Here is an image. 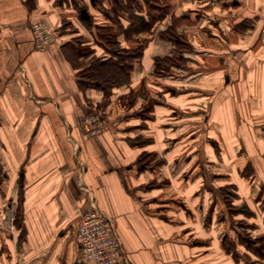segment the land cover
<instances>
[{"label": "crops", "instance_id": "1", "mask_svg": "<svg viewBox=\"0 0 264 264\" xmlns=\"http://www.w3.org/2000/svg\"><path fill=\"white\" fill-rule=\"evenodd\" d=\"M133 1L0 0V264H77L95 207L123 264H264V0Z\"/></svg>", "mask_w": 264, "mask_h": 264}, {"label": "built area", "instance_id": "2", "mask_svg": "<svg viewBox=\"0 0 264 264\" xmlns=\"http://www.w3.org/2000/svg\"><path fill=\"white\" fill-rule=\"evenodd\" d=\"M32 32L36 46L49 49L57 39V34L44 20L32 23ZM104 110L97 108L80 118L83 134L95 136L105 132L109 124ZM77 264H120L124 260L123 243L116 231L112 218L100 207L85 212L77 232Z\"/></svg>", "mask_w": 264, "mask_h": 264}, {"label": "trees", "instance_id": "3", "mask_svg": "<svg viewBox=\"0 0 264 264\" xmlns=\"http://www.w3.org/2000/svg\"><path fill=\"white\" fill-rule=\"evenodd\" d=\"M135 1H138V0H134L133 2H135ZM139 2V1H138ZM145 3H146V5H149V6H154V4L156 3V0H146L145 1ZM152 4V5H151ZM151 7V8H152ZM163 12H164V9L162 10ZM154 17L153 18H151V23H147L145 20H143V25H142V27H141V23H137V21H136V24H134V26L135 25H140V27L141 28H143L144 30L145 29H148L149 28V26H150V24H152V22L154 21ZM139 20V19H138ZM139 26H137V27H135V28H132V31H137L139 28H140ZM176 41V40H175ZM122 52V49H120L119 48V52ZM125 54V55H124ZM128 53L124 50L123 52H122V54L120 55L121 57V59H123V56H126ZM101 67L102 66H97L96 68H95V70H94V72H95V75H96V77H100V79H107V80H116L117 78H116V76L113 74V73H110V74H104V73H102L101 72Z\"/></svg>", "mask_w": 264, "mask_h": 264}, {"label": "rangeland", "instance_id": "4", "mask_svg": "<svg viewBox=\"0 0 264 264\" xmlns=\"http://www.w3.org/2000/svg\"><path fill=\"white\" fill-rule=\"evenodd\" d=\"M145 1L146 0H143V5H144V3H145ZM89 2H90V0H89ZM133 4H135V6H138L139 5V2L138 1H135V2H132ZM161 3V2H160ZM105 7H107V5L106 6H104L103 8H105ZM38 21L39 20H41V19H37ZM43 20V19H42ZM46 24L48 25V27L49 28H51L52 30H53V32L55 33V34H57V31L53 28V27H51L50 25H49V23H47L46 22ZM95 33L96 34H98V35H96L97 37L99 36V37H101L103 40H104V38L103 37H107L108 35H109V33H107V31L105 30V29H100V30H95ZM119 34V33H118ZM132 34H135L134 32L132 33ZM118 36V35H117ZM117 45H118V43H117ZM135 55H136V53H135ZM134 55V56H135ZM123 59L125 60V57H123ZM99 60V59H98ZM112 60H114V59H112ZM114 68H104V67H101V72L102 73H104V74H110V73H113L115 76H116V74L114 73ZM161 73H162V71H161ZM102 134V133H101ZM98 135H100V134H98ZM98 135H95V136H98ZM125 252V251H124ZM126 253V252H125ZM124 260L122 261V260H120L121 262H120V264H123V262L125 261V256H124V258H123Z\"/></svg>", "mask_w": 264, "mask_h": 264}, {"label": "water", "instance_id": "5", "mask_svg": "<svg viewBox=\"0 0 264 264\" xmlns=\"http://www.w3.org/2000/svg\"><path fill=\"white\" fill-rule=\"evenodd\" d=\"M82 16L83 17H86V18L88 17V12H87V9L86 8H83L82 9Z\"/></svg>", "mask_w": 264, "mask_h": 264}]
</instances>
